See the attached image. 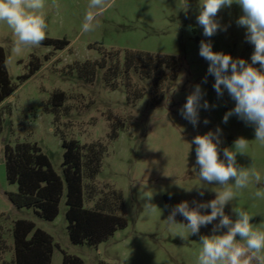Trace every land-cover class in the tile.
<instances>
[{"label":"rangeland","instance_id":"obj_1","mask_svg":"<svg viewBox=\"0 0 264 264\" xmlns=\"http://www.w3.org/2000/svg\"><path fill=\"white\" fill-rule=\"evenodd\" d=\"M200 2L107 0L109 6L97 10L98 26L83 32L89 0H45V39L69 41L63 50L41 43L16 52L17 37L6 23L0 22V47L6 52L11 81L17 86L0 105L5 118L0 138V227L9 247L0 262L13 261L15 222L28 220L53 237L52 264H63L65 253L81 258L85 264H197L200 237L213 235L219 218L201 226L199 234L190 235L182 225L166 220L179 203L187 201L190 208H195L215 199V191L222 190L218 182L209 184L200 180L196 145L192 143L197 135L215 132L218 127L220 159H224V148L232 149L234 141L243 137L249 147L247 154H237V164L254 167L262 177L260 184L253 181L238 190L224 212L235 221L233 208H243L253 216L250 221L253 227L264 231V198L254 197L256 191H264V144L255 140L254 125L246 124L236 115L223 122L225 113L235 107V101L226 89L222 97L217 96L213 88L215 77L207 72L209 62L199 55L200 42L204 40L212 44L214 52L230 54L233 59L242 58L250 64L254 45L247 42L246 29L236 23L243 15L236 3L219 11L216 19L220 30L210 38L205 37L196 19ZM112 51L121 52L122 59L126 51L174 56L179 63L178 77L165 82L164 97L158 105H154L152 82L141 79L135 72L131 74L132 83L145 93L136 101L127 99L124 74L117 81L116 90L105 82L106 69L98 68L93 82L80 77L78 64L99 60L104 52ZM36 64H40V69L21 82L19 78L30 74ZM254 67L259 68V64ZM198 84L205 93L201 104L207 100L210 107L199 109V122L193 126L180 110ZM57 91L65 92L67 101L56 120V115L50 113L53 109L50 100ZM205 119L209 123L205 124ZM118 122L125 127L119 130V138L111 141V125ZM63 138L82 145L106 143L108 153L96 182L100 187L108 185L124 194L128 226L98 247L71 242L66 194L54 221L40 218L33 208L14 206L8 197L18 191V185L8 182L5 146L25 141L37 143L54 170L63 176ZM234 182V178L229 181ZM149 204L153 206L150 208ZM200 211L209 214L211 209ZM175 221L188 223L181 214L175 216ZM227 230L222 228L215 234L222 235ZM236 239L241 238L237 235Z\"/></svg>","mask_w":264,"mask_h":264},{"label":"clouds","instance_id":"obj_2","mask_svg":"<svg viewBox=\"0 0 264 264\" xmlns=\"http://www.w3.org/2000/svg\"><path fill=\"white\" fill-rule=\"evenodd\" d=\"M238 4L243 15L237 20V25L246 29L247 42L254 45V52L249 64L242 58L233 59L230 54L214 52L212 44L202 40L199 55L209 62L208 74L215 77L213 85L218 97H222L225 89L235 101V107L225 113L223 122L236 115L246 124L254 125L255 140L264 144V0H202L197 23L203 28L205 37H212L221 25L216 19L222 8ZM109 6L107 0H89L88 11L82 24L83 32L95 30L98 26L97 10ZM45 0H0V22L6 23L17 37L15 51L20 52L26 46H39L46 38L47 23L43 9ZM226 30V29H225ZM259 64V68L254 65ZM204 82H207L205 77ZM205 93L201 86L195 85L194 90L187 96L181 115L193 126L199 122V109L207 110L210 105L207 100H201ZM215 107V105H212ZM207 124L209 121L204 120ZM221 129L209 131L204 135L194 137L196 145V164L199 165V178L206 183L218 182L220 191L216 198L199 203L190 208L187 201L176 205L167 220L170 224H179L189 230L190 234H199L201 226H207L219 218L211 236H201V248L197 264H264V231L254 228L250 223L252 215L243 208H233L237 218L233 221L225 214V206L236 198L237 191L247 188L255 181L260 184L261 174L254 167L244 168L237 164V154H247L248 140L243 137L234 141L233 148H224V159L219 156ZM234 178V184L229 183ZM197 187H202L197 186ZM190 190V189H189ZM203 195V192H200ZM255 198H264V191H256ZM149 204L148 207H152ZM211 209L209 214H202L200 209ZM181 214L188 223L175 221V216ZM222 228L227 232L217 235ZM239 235V241L236 237Z\"/></svg>","mask_w":264,"mask_h":264},{"label":"trees","instance_id":"obj_3","mask_svg":"<svg viewBox=\"0 0 264 264\" xmlns=\"http://www.w3.org/2000/svg\"><path fill=\"white\" fill-rule=\"evenodd\" d=\"M42 43L53 45L55 50H63L70 44L67 40L53 39H44ZM78 67L80 77L88 82L94 81L98 68L106 69L105 82L111 90L119 87L117 81L124 74L127 77L124 85L128 101L140 100L145 94L143 90L138 91L132 83L131 74L135 72L141 79L152 82L154 105H158L164 97L165 82L177 79L179 74V63L174 56L141 51H126L124 59L119 51L104 52L99 60H88L78 64ZM39 69L40 64H36L30 74L21 76L19 80H28ZM16 89L8 72L6 52L0 47V105ZM66 101L65 92L57 91L53 94L50 100L53 109L50 113L56 115V120ZM4 122V115L0 113V138ZM124 127L123 122L113 123L109 139L117 140L119 130ZM63 147V176H60L37 143L25 141L14 146L7 144V179L10 184L18 185L16 193L8 194L9 200L18 208H33L40 218L54 221L60 214L61 202L66 194V217L71 242L75 245L98 247L118 230L128 226L124 215L123 192L108 185L100 187L96 182L108 153V145L102 141L82 145L77 140L63 138ZM13 235L14 259L0 264H52L54 239L50 234L37 229L31 221L18 220L15 222ZM8 250L0 227V257ZM63 264L85 263L81 258L65 253Z\"/></svg>","mask_w":264,"mask_h":264}]
</instances>
